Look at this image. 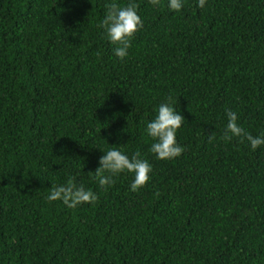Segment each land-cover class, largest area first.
Wrapping results in <instances>:
<instances>
[{"label":"trees","instance_id":"1","mask_svg":"<svg viewBox=\"0 0 264 264\" xmlns=\"http://www.w3.org/2000/svg\"><path fill=\"white\" fill-rule=\"evenodd\" d=\"M111 0H0V264H264V146L224 139L225 111L264 134V0H118L143 28L129 55L99 24ZM172 97L184 152L158 160L146 123ZM151 179H95L101 150ZM75 179L97 195L49 201Z\"/></svg>","mask_w":264,"mask_h":264},{"label":"clouds","instance_id":"2","mask_svg":"<svg viewBox=\"0 0 264 264\" xmlns=\"http://www.w3.org/2000/svg\"><path fill=\"white\" fill-rule=\"evenodd\" d=\"M152 7L161 6V0H147ZM208 0H197V7L203 9ZM185 0H167L169 11L180 12ZM99 27L103 30L107 40L113 45V53L121 60L129 55L132 40L135 34L143 28V20L138 13V5L129 2L122 6L118 0H111L106 4V14ZM228 123L224 139L231 141L233 137L246 140L251 150L255 151L264 146V134L253 136L245 131L238 123V114L230 109L225 111ZM184 116L177 110L176 101L169 97L161 102L153 119L146 123V134L153 141L149 151L158 160H169L179 157L184 152V147L177 141V132L181 128ZM103 155L96 168L95 179L99 185L107 189L115 181L114 177L122 173L133 174L130 184L131 191H137L151 179L152 165L143 159L140 152L129 156L122 149L112 147L101 150ZM49 201L60 200L69 208L77 207L84 203H94L97 195L94 191L77 184L75 179H70L66 184L58 185L48 195Z\"/></svg>","mask_w":264,"mask_h":264}]
</instances>
